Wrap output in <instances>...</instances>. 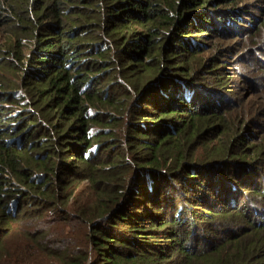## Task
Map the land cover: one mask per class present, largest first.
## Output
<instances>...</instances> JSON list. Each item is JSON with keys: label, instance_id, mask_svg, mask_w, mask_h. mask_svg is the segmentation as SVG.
<instances>
[{"label": "trees", "instance_id": "1", "mask_svg": "<svg viewBox=\"0 0 264 264\" xmlns=\"http://www.w3.org/2000/svg\"><path fill=\"white\" fill-rule=\"evenodd\" d=\"M237 1L0 0V264H264V103L198 60Z\"/></svg>", "mask_w": 264, "mask_h": 264}, {"label": "rangeland", "instance_id": "2", "mask_svg": "<svg viewBox=\"0 0 264 264\" xmlns=\"http://www.w3.org/2000/svg\"><path fill=\"white\" fill-rule=\"evenodd\" d=\"M225 6H222L224 8ZM245 8L259 17L263 16L264 0H238L235 5H228L226 8ZM249 18L248 15H244ZM247 21V23H245ZM245 26H249V19L242 22ZM136 28L143 27L137 25ZM8 32V30H7ZM199 35V33H194ZM15 38L13 34L0 31V60H4L3 51L13 46ZM26 43V41H24ZM203 51L198 54V60L203 59L206 63L218 64L211 69L220 70V66L224 67L223 79L229 81L234 92H239L240 96H246V100L251 102L255 96V102L264 103V29L258 32L241 33L234 29L223 32L215 38H206L203 40ZM24 43L23 51L27 50ZM18 49H21L18 47ZM2 57V58H1ZM197 57H195L196 59ZM216 58L215 61L210 59ZM208 67H210L208 65ZM13 78L11 70L6 67H0V80H10ZM255 85H258L256 87ZM17 108L16 105L11 107V112ZM259 144H264V122L260 129Z\"/></svg>", "mask_w": 264, "mask_h": 264}]
</instances>
